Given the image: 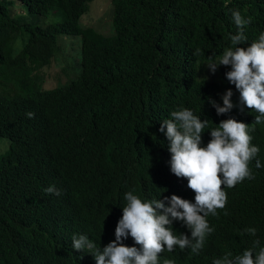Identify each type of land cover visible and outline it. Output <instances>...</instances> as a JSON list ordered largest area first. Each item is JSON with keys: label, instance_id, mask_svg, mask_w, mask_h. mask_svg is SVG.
Instances as JSON below:
<instances>
[{"label": "trees", "instance_id": "obj_1", "mask_svg": "<svg viewBox=\"0 0 264 264\" xmlns=\"http://www.w3.org/2000/svg\"><path fill=\"white\" fill-rule=\"evenodd\" d=\"M94 1L0 0V138L10 141L0 156V264H96L87 251L81 258L71 249L72 237L87 234L102 250L127 192L170 206L168 188L181 187L162 180L171 160L162 121L192 110L208 120L207 145L210 130L225 120L209 98L223 106L222 96L236 89L226 77L230 66L223 81L209 74V56L232 47L239 32L233 11L251 19L240 47L264 33V0H111L108 33L82 24ZM35 17L47 19L39 24ZM61 36L81 39V71L46 89L40 73L65 56ZM73 44L75 54L80 42ZM233 113L248 119L239 108ZM249 134L260 149L249 165L254 179L224 188L225 209L207 217L215 231L199 255L179 250L177 263L213 264L246 250L238 245L246 239L264 244V125ZM53 185L60 195L44 191ZM174 195L195 202V193ZM173 225L190 231L180 221ZM246 228H256V236Z\"/></svg>", "mask_w": 264, "mask_h": 264}, {"label": "clouds", "instance_id": "obj_2", "mask_svg": "<svg viewBox=\"0 0 264 264\" xmlns=\"http://www.w3.org/2000/svg\"><path fill=\"white\" fill-rule=\"evenodd\" d=\"M232 16L239 29L238 34L230 37L232 47L226 48L216 59L209 56L206 63L209 74L217 80L223 81L226 66L231 68L226 77L236 89H228L222 96L223 106L209 98L217 114H225V120L210 130L211 140L205 145L202 135L208 120H202L187 108L172 111L171 118L163 120L159 128L170 142L171 153L170 166L162 180H175L181 190L168 188L173 193L170 198L165 197L170 206L164 200L144 201L133 192H127L122 217L115 233L103 242L106 246L102 250L87 234L72 237L71 249L81 258H87L83 256L87 251L96 264H179L176 260L179 250L199 255L215 231L207 217L218 216L219 210L227 205L224 188L254 179L249 165L260 149L252 143L249 131L254 132L258 125H264V33L250 46L240 47L246 44L244 29L251 19H244L239 11H233ZM200 54L201 49L197 48L194 55ZM235 108L248 119L234 114ZM26 115L30 119L35 117L32 112ZM261 166L257 160L256 167ZM44 191L61 194L54 185ZM194 193V203L174 195L192 198ZM60 209L74 213L69 208ZM174 221L182 222L190 231H179ZM244 232L254 237L257 229L246 228ZM128 238L132 243L125 244ZM238 245L247 249L238 254L227 252L214 259L213 264H264V244L258 239H246Z\"/></svg>", "mask_w": 264, "mask_h": 264}, {"label": "rangeland", "instance_id": "obj_3", "mask_svg": "<svg viewBox=\"0 0 264 264\" xmlns=\"http://www.w3.org/2000/svg\"><path fill=\"white\" fill-rule=\"evenodd\" d=\"M91 7V12L84 17L82 24L84 26L101 28L103 29L102 31L108 33L111 28V14H113L111 0H95L91 4ZM13 10L19 15L24 14V12L18 8H14ZM46 19L47 18L37 19L35 17L33 18V21L40 24ZM63 40H67V42L64 41V46L67 47L65 56L62 59L56 60L54 63L50 64L40 73V76L44 79V87L46 89L64 86L76 79L80 74L81 67L76 64L75 58L78 57L79 60V56L81 54V39L78 37L61 36V41ZM77 42H80V49L74 54L77 45H74L73 43ZM9 150L10 141L5 138H0V156L6 154Z\"/></svg>", "mask_w": 264, "mask_h": 264}]
</instances>
